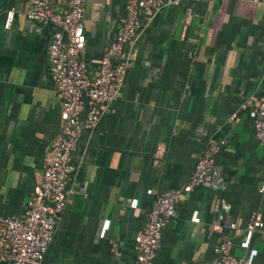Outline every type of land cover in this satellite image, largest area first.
Here are the masks:
<instances>
[{
  "label": "crops",
  "instance_id": "1",
  "mask_svg": "<svg viewBox=\"0 0 264 264\" xmlns=\"http://www.w3.org/2000/svg\"><path fill=\"white\" fill-rule=\"evenodd\" d=\"M29 4L0 0V215L11 217L27 211L61 125L48 71L51 28L26 19ZM123 13L124 0H86L81 58L90 67ZM125 60L117 100L80 137L44 263L134 264L152 201L187 183L204 147L223 141L211 181L178 202L153 264H221L214 247L224 240L232 255L264 264V215L263 227L247 231L264 165L252 133L264 90V0L167 5L144 19Z\"/></svg>",
  "mask_w": 264,
  "mask_h": 264
},
{
  "label": "built area",
  "instance_id": "2",
  "mask_svg": "<svg viewBox=\"0 0 264 264\" xmlns=\"http://www.w3.org/2000/svg\"><path fill=\"white\" fill-rule=\"evenodd\" d=\"M179 1L187 0H124V13L118 19L113 41L97 65L90 67L81 58L87 42L83 25L86 0H30L26 19L51 28L48 71L60 102L61 125L50 142L41 181L33 189L25 214L22 217L0 215V261L45 264L46 251L66 207L67 188L76 170L74 154L81 135L95 129L101 115L117 100L127 71L126 48L134 41L144 19ZM13 14V11L7 13L6 28L11 25ZM254 106L252 133L264 146V90ZM245 107L246 104L242 106ZM222 146L223 141L208 143L187 183L152 201L146 223L134 239V264H153L162 232L176 217L178 202L211 181L215 158ZM258 195L260 207L250 215L248 232L263 227L264 165ZM228 226L235 228L231 221ZM231 245L230 240H224L214 247L221 264H251L250 256L232 255ZM113 247L117 244L113 243Z\"/></svg>",
  "mask_w": 264,
  "mask_h": 264
},
{
  "label": "water",
  "instance_id": "3",
  "mask_svg": "<svg viewBox=\"0 0 264 264\" xmlns=\"http://www.w3.org/2000/svg\"><path fill=\"white\" fill-rule=\"evenodd\" d=\"M213 175H214V172H213Z\"/></svg>",
  "mask_w": 264,
  "mask_h": 264
}]
</instances>
